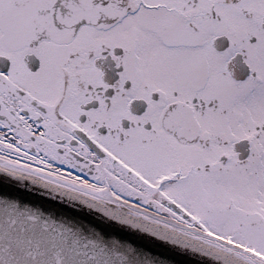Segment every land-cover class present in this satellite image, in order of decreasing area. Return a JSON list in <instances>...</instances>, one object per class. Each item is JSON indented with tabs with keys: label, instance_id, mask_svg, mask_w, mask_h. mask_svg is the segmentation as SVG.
Listing matches in <instances>:
<instances>
[{
	"label": "snow or ice",
	"instance_id": "1",
	"mask_svg": "<svg viewBox=\"0 0 264 264\" xmlns=\"http://www.w3.org/2000/svg\"><path fill=\"white\" fill-rule=\"evenodd\" d=\"M0 264H264V0H0Z\"/></svg>",
	"mask_w": 264,
	"mask_h": 264
}]
</instances>
